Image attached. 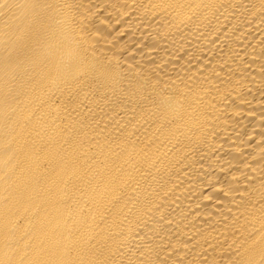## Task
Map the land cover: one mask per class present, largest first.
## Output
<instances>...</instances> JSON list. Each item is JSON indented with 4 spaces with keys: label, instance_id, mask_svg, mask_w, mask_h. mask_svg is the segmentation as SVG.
<instances>
[{
    "label": "bare ground",
    "instance_id": "bare-ground-1",
    "mask_svg": "<svg viewBox=\"0 0 264 264\" xmlns=\"http://www.w3.org/2000/svg\"><path fill=\"white\" fill-rule=\"evenodd\" d=\"M0 264H264V0H0Z\"/></svg>",
    "mask_w": 264,
    "mask_h": 264
}]
</instances>
